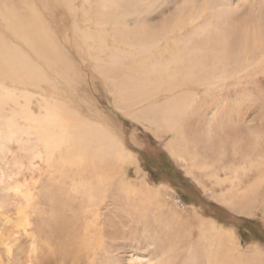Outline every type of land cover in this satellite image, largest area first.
<instances>
[{
  "label": "rangeland",
  "instance_id": "rangeland-1",
  "mask_svg": "<svg viewBox=\"0 0 264 264\" xmlns=\"http://www.w3.org/2000/svg\"><path fill=\"white\" fill-rule=\"evenodd\" d=\"M32 1L41 7L40 0ZM138 4L144 9L130 15V20L125 18L132 26L118 29L125 36L112 40L111 34L103 33L105 41L101 49L106 50L108 45L114 49L116 45L117 49L125 50L128 46L125 43L135 44L130 36L142 37L144 43L157 38L150 47L152 57L143 61L145 65L122 58L119 65L106 64L100 72L92 70L94 60L84 62L81 58L73 33L67 29L65 10H56L55 19L50 12L48 15L45 10L41 12L73 65L66 72L48 66V84L29 90V109L39 112L43 96L48 97V102L62 103L70 112L112 135L134 162L118 167L114 181L109 183L105 180L107 168L101 167L105 155L97 162L101 170H88L92 167L75 161V154L68 156L71 149L66 146L53 148L48 142L47 155L45 146L35 136L20 133L18 137H7L1 129L0 264H146L150 256L158 264H209L215 259L225 264L223 258L226 261L228 258L221 253L215 236L212 233L199 236L198 218L234 232L232 246L239 253L238 264H264L263 195L250 192L243 200L254 197L249 213L230 209L224 200L236 195L237 189L244 185L240 183L244 176L240 162L244 125L248 124V130L254 133H261L264 142V83L259 90L252 89L256 93L251 105L257 110L253 113L249 110L248 117L245 116L248 121L233 119L238 107L228 106L242 94L243 73L240 76L239 71L245 66V57L249 62L264 53V0H141ZM138 13L143 20L135 23L140 18ZM55 20L60 22L59 27ZM95 43L99 46L98 41ZM244 46L249 48L241 56ZM179 60L185 61L187 67L183 71L176 66L173 71L172 66ZM166 61L172 63V70L163 77L161 66ZM197 62L201 66L197 64L191 72L190 66ZM263 62L260 66H264ZM128 63L132 66L128 74L133 77L135 74L140 83L148 82L144 83L145 89L151 88L145 99L148 102L156 99L161 106L171 88L176 92L177 82V86L185 84L186 90L199 83L192 90L193 96L177 95V101L185 108L180 113L182 119L163 126L152 116L136 118L128 112L135 108L139 114L141 103L146 101L127 108V102L122 100L126 96L118 101V96L110 93L116 81L130 79L123 75L125 71L120 72ZM140 63L147 70L138 74ZM224 64L228 70L220 73ZM148 65H155L157 73L150 72ZM113 76L118 80L112 79ZM259 76L258 80H264L263 73ZM215 105L218 108L208 122L205 114L214 110ZM157 113L153 115H159L160 110ZM180 127L184 141L178 135ZM255 159L253 153L252 160ZM233 181L238 187L231 185ZM60 215L67 219L62 221ZM199 239L213 240V250L207 255L197 245Z\"/></svg>",
  "mask_w": 264,
  "mask_h": 264
},
{
  "label": "bare ground",
  "instance_id": "bare-ground-1",
  "mask_svg": "<svg viewBox=\"0 0 264 264\" xmlns=\"http://www.w3.org/2000/svg\"><path fill=\"white\" fill-rule=\"evenodd\" d=\"M38 2L41 4V7H38L36 3L32 0H0V130L2 129L4 135H6L7 137H15L20 133L35 136V138L41 141L42 144L45 146V151L47 155H48V142H51L50 145L53 148L60 147L62 145L66 146L67 149H71L70 154L68 156L75 154L73 155L75 156V161L80 162L81 160V162L87 163L86 164L87 167H92L86 169L101 170L105 166L107 168V170L105 171V177L108 175L105 180L111 183L115 179L113 175L114 172H118V167L120 169L121 165L124 164L126 165V163L128 162L132 163L133 161L130 158L132 155L130 156L127 152H125L121 148V146H119L120 143L118 144V142L112 138V135L107 133L98 125L94 123L91 124V122L87 121V119H83L77 114L70 112L65 108V106L62 103L57 101L48 102V97L45 96L41 98V103H40L41 109L39 112L35 113L29 109L30 108L29 99L31 96V92L29 90L32 88L37 89L43 83L48 84L49 78L46 68H48L49 66L54 70L60 69V71H63L62 69H64V71L66 72L67 69L71 68L70 66L73 65L72 64L73 62L71 60L69 62L68 56L65 55L64 50L60 47L58 40L56 39L54 33L51 31L50 24L48 23V21L45 19L44 15H42L41 12L45 10L47 15L48 12H50L53 19H55L56 10L61 8L65 10V13L67 14V18L69 21L67 22L68 23L67 29H70L73 33L74 36L73 40L74 43L76 44L78 51L80 52L81 58L83 59L84 62L86 59H91L92 61L94 60L95 64L93 65L95 67L92 70H95L96 68V71L98 72H100L101 69L105 68L106 64L109 63L111 64L114 62L115 64L116 63L118 64V62H120L119 60H121L122 58H124V60L127 59L126 62L129 61L130 63H132V61L130 60H136V62L138 63L140 61L143 62L145 59L148 60L150 57H152V51L150 47L153 45L152 43H154L158 39L156 38L155 40H147V42L144 43L142 37L137 38L134 36H130V39L134 38L135 40V42H133L132 40V42L135 43L133 44L134 46L130 42L125 43V41H123L125 45H128L127 48H125V50L119 48L117 49L116 45L115 47H113L114 49H112L111 46L109 45L106 50L101 49L102 43L105 41L104 35H102L103 33L107 32L108 35L111 34V36L114 37L111 38L112 40L117 39L116 36H120V35L125 36L126 33L123 31L119 32L118 29L119 27L122 28L121 26H125V27H128L129 25L132 26V24L129 22L130 19L128 17H131L130 15H132L133 13L135 14L136 11L144 9V7L142 8L138 4L141 3V0L138 1L136 0L135 1L133 0H52V1L40 0ZM141 18L142 16H140V18H136L134 22L135 23L141 22L143 20ZM55 23L59 27L60 22L56 21ZM62 23L64 24V22ZM128 30H131V28L130 29L128 28ZM131 32L132 31H130V33ZM258 32L260 33L261 31ZM160 38H163L162 34L160 35ZM120 39L125 40L123 38ZM246 39L247 38H245V40ZM96 41L99 42V46L98 45L95 46ZM138 41L140 43L139 44L140 46L137 45ZM231 46L228 45L229 48ZM118 47H120V45ZM130 47H134V48H130ZM248 48L249 47L246 46L243 47L242 49L243 51H241V56H244ZM234 49L236 50V48H233V50ZM107 50L110 51L107 53L106 56L105 53ZM226 55L227 54H225V57ZM227 57L229 58V56ZM247 58L248 57L246 56L244 59L245 66H243V68H241L242 70L240 69L239 71L240 76L241 73H243V76H241L240 79L242 84V89H241L242 91L239 90L242 92V94L240 98L236 99L235 101L234 100L231 101L228 105L229 107H233V108L238 107V111L236 110L237 113L233 114L232 116L234 117L233 119L242 120V122L248 121L245 120V116H247L249 110L250 113H253L257 110L254 109L253 106L251 105L252 104L251 101L253 100L256 93V92L254 93V90L252 89L255 88L258 89L264 83L263 79L258 80L260 77L259 75L262 73L264 74V66H260L261 61H264V53H261L259 56L251 59L249 62ZM224 59L223 61H226V59L225 60ZM243 61L241 63H243ZM166 62L167 64L164 63L162 64L163 67L161 66L162 68L161 74H163V77L165 74L167 75L171 72L170 64L172 63H170V61H166ZM184 62L185 61L183 60L177 61L175 67L172 66L173 71H176V66L178 69H183L184 71L185 67H187ZM236 63L238 64L237 61ZM143 64L145 65L144 62ZM143 64L140 63V65L142 66H139L137 68L138 74L142 73L143 69H146L143 66ZM197 64L198 67H200L202 63L197 62L194 63V65L190 66L191 72L193 71V69L196 67ZM154 66L148 65L146 67L151 68L150 72H154L156 74L157 72ZM224 67L225 64L222 66V68ZM228 68L230 67L228 66ZM219 69L220 68H218V70ZM224 69L220 73H224L226 70H228V69L225 70ZM131 70H132V66L129 63L126 65L124 70L123 69L120 70V72L125 71L123 75H125L126 77L127 76L130 77V79H125L124 82L116 81L117 79L116 76H113V78L111 77L112 79H115L116 82L112 84L113 86L112 92L110 93H115V95L118 96L117 97L118 101L122 98L121 96H126V98L123 97L122 100L124 102H127V106H128L127 108H130L132 105L142 102L143 99L146 98L147 94L151 93L150 91L151 88L145 89L144 83L147 84L148 82L145 81L144 83H140L137 80V76H135V74L134 77L128 74V71ZM261 70L263 71L261 72ZM187 76H191V74L186 75V77ZM154 84L155 86L157 85L156 81ZM177 85L178 82L174 85L176 86L175 87L176 92L173 88H171L172 86H170L171 88L169 90L170 94H168L166 98H164L163 106H161L159 102L156 101V99L150 102H148L145 99L146 101H143L141 103L142 104L140 106L141 112L139 114L136 113L137 110L135 111V108H133V110L131 111H129L127 108L126 109L130 114L135 115V117L138 116L141 118L142 117L147 118L148 116H152V119L161 121L160 123H163L164 124L163 126H165V124L166 125L172 124L171 120L174 119L175 121L176 119H178L179 121L180 119H182V117L179 118L180 113L182 110L184 111L185 108L183 107L184 104L182 105L179 101H177V95L179 96V94H183V96H185L184 94H190L188 96H193L194 94H192V90L193 89L196 90L197 89L196 87L199 86V83L194 87L193 86H190V88L188 87L187 90L183 87L185 84L183 86H181V84H179V86ZM204 88L206 89V87ZM200 89L202 88H198V90ZM43 90H45V88ZM153 93L156 94L155 91ZM189 102L191 103L190 99ZM190 105L193 107L194 104L191 103ZM218 105L217 106L215 105L214 110L213 109H210L209 111L207 110L208 112L205 114L206 117L205 119L208 120V122L212 119V117H214ZM257 108L259 109L260 107ZM158 110H160V114L156 116L153 115V114H158L157 113ZM229 118L231 119L230 116ZM248 129H249V125L248 124L244 125L243 127L244 132L242 135L243 138L241 144V156H240L241 158L240 162H242L241 167L242 169H244V176L243 179L240 180V183L241 184L244 183V185L242 184L241 185L242 187L237 189L239 190V192L236 193V195L233 194L232 196H229L228 199H224L227 205L230 207V209L232 208L235 211H239L240 213L243 212L249 213L251 207L253 206V202L255 201L253 199L254 197L253 198L248 197L247 201L245 202L243 201L248 195L251 194L250 192L256 194L258 193V195L259 194L263 195L262 198L264 203V142L261 139V133H259L258 131L254 133V131ZM178 135L181 137V140L184 141L183 138H185V136L182 127H180ZM228 135L225 136L228 137ZM252 151L256 156L255 162L252 160V154H253ZM102 155L106 156V159H103L104 161L105 160L106 161L105 164L102 163L103 166H101L102 168H100V166H98L99 163L97 164V162L99 161V159L101 160L100 157ZM41 158L43 159V157ZM27 165L28 164H26V166ZM84 172L86 173V170ZM231 185L232 186L235 185L234 187H238L236 186V182L234 183V181L233 184ZM34 197H36V195H34ZM35 201H37V199ZM65 218L66 217L64 215H60V219L62 221ZM196 220H197L199 236L201 237L204 234L212 233V235L215 236L218 245L220 246L219 248L221 249V253L224 252L226 254L228 261L230 263L238 264V261L236 260H238L237 257L239 253L236 251V247L232 246V243L233 242L235 243V241H233L235 239L234 232L230 229L222 228L220 226H219L220 228H217L214 222L211 220H204L199 218ZM66 235L67 238H69V235L68 234ZM210 241L204 242V239L198 240L197 245L199 246L202 253L205 255H207L210 251L213 250L212 248L213 240ZM204 249L206 253H204ZM223 261L225 262V264H228V261H226L225 258H223ZM145 262L146 264H158V261H156L152 256L148 257V259L145 260ZM209 264H221V262L215 259V262L214 261L212 263L209 262Z\"/></svg>",
  "mask_w": 264,
  "mask_h": 264
},
{
  "label": "trees",
  "instance_id": "trees-1",
  "mask_svg": "<svg viewBox=\"0 0 264 264\" xmlns=\"http://www.w3.org/2000/svg\"><path fill=\"white\" fill-rule=\"evenodd\" d=\"M147 170H150V168H147Z\"/></svg>",
  "mask_w": 264,
  "mask_h": 264
}]
</instances>
